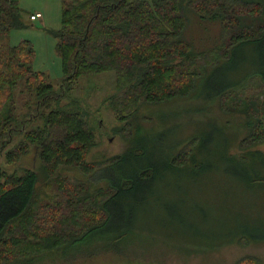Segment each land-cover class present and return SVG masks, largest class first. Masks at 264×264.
<instances>
[{
  "label": "trees",
  "instance_id": "trees-1",
  "mask_svg": "<svg viewBox=\"0 0 264 264\" xmlns=\"http://www.w3.org/2000/svg\"><path fill=\"white\" fill-rule=\"evenodd\" d=\"M189 11L219 24L216 45L194 48L185 34ZM24 25L18 1L0 0V151L5 149V161L14 163L32 143L42 172L0 166V264H32L43 251L79 243L109 219L111 202L122 191L155 174L152 166L139 164L120 176L109 175V183L93 189L86 182L58 176L55 192L46 189L44 196L39 194V179L56 176L60 166L76 165L93 173L98 165L86 159L96 138L84 109L75 100L56 106L52 101L59 102L79 76L112 70L116 90L108 98L109 106L116 119L125 122L121 130L139 143L110 162L116 168L123 162L131 164L144 154L147 142H161L165 128L147 134L143 121L148 116L141 108L189 96L212 68L229 66L237 46L262 40L264 0H61V23L53 31L62 65L58 87L44 71L32 67L35 51L29 40L9 43L11 30ZM256 72L264 83V66ZM20 81L34 98L32 106L30 100L25 102L33 112H15L13 96ZM237 88L216 89L207 99ZM245 98L238 99L240 110L247 114L244 123L250 124L243 142L257 141L264 138V101ZM17 132L24 136L9 146ZM195 143L196 136L169 153L165 164L180 168ZM254 153L264 154L260 150L248 154ZM244 263L255 261L249 256L237 261Z\"/></svg>",
  "mask_w": 264,
  "mask_h": 264
},
{
  "label": "rangeland",
  "instance_id": "rangeland-1",
  "mask_svg": "<svg viewBox=\"0 0 264 264\" xmlns=\"http://www.w3.org/2000/svg\"><path fill=\"white\" fill-rule=\"evenodd\" d=\"M17 1L25 25L12 29L8 41L29 40L35 51L32 67L44 71L58 87L62 65L53 31L61 23V0ZM35 12L41 16L31 19ZM188 17L185 34L195 49L219 42L217 22L199 19L193 11ZM229 62L212 68L189 96L143 106L147 134L165 126L162 140L157 145L147 142L142 156L117 168L111 158L139 142L121 130L125 122L117 120L109 106L108 98L116 90L115 73L83 74L59 102L52 101L56 106L75 100L84 109L96 138L86 159L98 165L93 173L76 165L60 166L56 176L39 179V194L44 196L46 189L55 192L58 176L86 182L93 189L109 183V175L120 176L139 164L152 166L155 174L122 191L111 202L109 219L79 243L43 251L32 264H237L248 256L255 264H264V178L258 177L264 176V154H248L264 153V138L243 142L250 124L244 123L247 114L238 105L241 97L264 101L263 78L256 72L264 66V38L237 46ZM234 86L237 91L207 99L216 89ZM29 96L20 81L13 96L17 114L34 111L25 103L30 100L33 105ZM23 136L14 134L9 146ZM194 136L197 143L190 158L180 168H169L165 164L169 153ZM4 152L0 151V166L8 171L28 167L42 174L34 144L29 143L28 151L14 163L5 161Z\"/></svg>",
  "mask_w": 264,
  "mask_h": 264
},
{
  "label": "built area",
  "instance_id": "built-area-1",
  "mask_svg": "<svg viewBox=\"0 0 264 264\" xmlns=\"http://www.w3.org/2000/svg\"><path fill=\"white\" fill-rule=\"evenodd\" d=\"M39 16H41L40 12L31 13V14L29 15V17H30L31 19H35V18H37V17H39Z\"/></svg>",
  "mask_w": 264,
  "mask_h": 264
}]
</instances>
